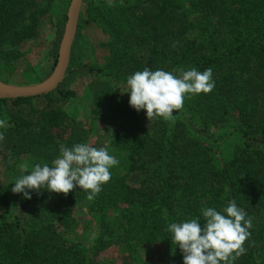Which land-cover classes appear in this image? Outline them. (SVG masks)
Here are the masks:
<instances>
[{"label": "trees", "instance_id": "trees-1", "mask_svg": "<svg viewBox=\"0 0 264 264\" xmlns=\"http://www.w3.org/2000/svg\"><path fill=\"white\" fill-rule=\"evenodd\" d=\"M55 1L0 0V62L8 73L21 57L18 46L37 38ZM138 2L124 0L102 15L110 57L103 67L86 66L98 76L90 87L91 116L109 127L118 160L93 200L78 187L66 196L31 192V199L11 191L31 172L15 171L19 159L51 166L61 145L82 141L60 106L73 91L0 99L7 107L0 168L8 161L13 167L7 182L0 179V264H97L110 246L121 264H183L168 225L195 217L202 225L203 208L222 212L229 201L252 221L246 253L234 264H264V0ZM145 67L177 77L180 70L211 68L215 87L186 95L170 121L143 120L117 89ZM185 116L201 131L234 118L242 146L216 167L211 146L191 134ZM155 245L160 255L145 256Z\"/></svg>", "mask_w": 264, "mask_h": 264}, {"label": "clouds", "instance_id": "clouds-1", "mask_svg": "<svg viewBox=\"0 0 264 264\" xmlns=\"http://www.w3.org/2000/svg\"><path fill=\"white\" fill-rule=\"evenodd\" d=\"M126 85L130 107L137 112L144 110L151 121L168 120L183 107L186 95L208 94L215 82L211 68L202 72L195 68L180 70L177 77L162 69L152 71L145 67L130 75ZM4 125L5 121L0 120V128ZM3 140L4 134L0 132V141ZM117 164L118 160L105 147L96 148L87 143L61 145L60 154L51 166L36 164L30 174L16 179L11 191L31 199V192L39 194L47 190L66 196L78 187L89 193L88 200H93L109 182L110 169ZM21 169L28 171L27 165H21ZM201 212L202 225L200 217L168 225V231L173 234L172 243L182 253L183 264H234L246 253L244 244L250 236L251 218H246L245 211L235 201H229L222 212L211 207Z\"/></svg>", "mask_w": 264, "mask_h": 264}, {"label": "rangeland", "instance_id": "rangeland-1", "mask_svg": "<svg viewBox=\"0 0 264 264\" xmlns=\"http://www.w3.org/2000/svg\"><path fill=\"white\" fill-rule=\"evenodd\" d=\"M126 1L139 3L138 0ZM84 2L85 0H82L79 6L66 73L56 88L73 91V96L61 101L60 106L65 113V123L74 122L82 131L83 139L80 143H87L96 148L105 147L108 153L114 156L108 143L109 127L101 120L93 118L90 113V109L93 107L90 87L98 76L96 73L88 72L86 66L103 67L107 58L110 57V50L106 46L108 33L105 32L102 15L113 10L124 0H111V3L109 0H90L89 12L85 18H81L79 12ZM68 3L69 0H56L51 4L40 26L37 38L18 46L21 57L16 61L12 73L3 69L0 62V84L2 86L34 87L49 78L55 67ZM29 79H38V82L28 84ZM117 90L121 97L130 95L125 92L127 90L126 82L121 84ZM6 109L5 104H0V120L6 117ZM140 113L143 120H148L144 110H141ZM176 116L178 114L175 112L171 118L165 121H170ZM183 119L191 134L202 138L206 144L211 146L210 156L216 167L227 161L233 152L243 144L244 139L234 118H229L216 126L206 125L205 130L202 131L199 130L202 128H196V126L201 127L197 122L196 124L188 122L186 116ZM6 163L8 164L5 168H0V179L7 182L13 167L10 168L11 161ZM21 165H27L28 169L32 170L36 163L32 162L31 158L22 157L15 166V171L22 170ZM41 192L48 191L42 190ZM159 250L160 245H155L146 252L145 256L150 255L155 259L160 255ZM96 261L97 264H121V255L115 247L110 246L100 253Z\"/></svg>", "mask_w": 264, "mask_h": 264}, {"label": "water", "instance_id": "water-1", "mask_svg": "<svg viewBox=\"0 0 264 264\" xmlns=\"http://www.w3.org/2000/svg\"><path fill=\"white\" fill-rule=\"evenodd\" d=\"M82 0H69L58 55L53 72L42 84L34 87H4L0 84V99L35 97L54 90L62 81L69 61L70 45L76 27V19Z\"/></svg>", "mask_w": 264, "mask_h": 264}]
</instances>
